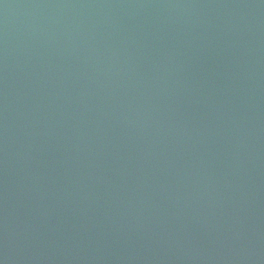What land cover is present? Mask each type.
<instances>
[{
	"label": "water",
	"instance_id": "95a60500",
	"mask_svg": "<svg viewBox=\"0 0 264 264\" xmlns=\"http://www.w3.org/2000/svg\"><path fill=\"white\" fill-rule=\"evenodd\" d=\"M0 264H264V0H0Z\"/></svg>",
	"mask_w": 264,
	"mask_h": 264
}]
</instances>
